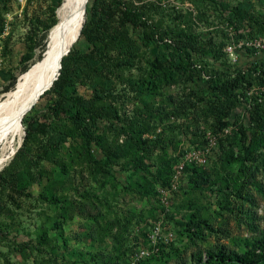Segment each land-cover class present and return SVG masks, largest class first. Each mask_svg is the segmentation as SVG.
Segmentation results:
<instances>
[{"label": "rangeland", "instance_id": "rangeland-1", "mask_svg": "<svg viewBox=\"0 0 264 264\" xmlns=\"http://www.w3.org/2000/svg\"><path fill=\"white\" fill-rule=\"evenodd\" d=\"M63 2L0 0V98L43 58ZM86 11L62 82L13 147L0 143V264H207L210 252H252L264 241V131L248 109L264 119V90L228 112L212 79L264 75V0H90ZM143 21L162 40L147 43ZM157 59L175 77L148 90ZM191 151L207 162L185 167L164 206L162 183Z\"/></svg>", "mask_w": 264, "mask_h": 264}, {"label": "bare ground", "instance_id": "bare-ground-1", "mask_svg": "<svg viewBox=\"0 0 264 264\" xmlns=\"http://www.w3.org/2000/svg\"><path fill=\"white\" fill-rule=\"evenodd\" d=\"M89 1L64 0L57 13V23L50 30L43 58L19 77L12 90L1 96L0 143L4 148L13 147L15 140L21 137L23 118L38 103L42 92L50 89L59 77L63 60L81 36ZM5 160L4 156L0 158V168Z\"/></svg>", "mask_w": 264, "mask_h": 264}, {"label": "trees", "instance_id": "trees-1", "mask_svg": "<svg viewBox=\"0 0 264 264\" xmlns=\"http://www.w3.org/2000/svg\"><path fill=\"white\" fill-rule=\"evenodd\" d=\"M86 15L87 11L84 16L86 17ZM139 27L142 28V37L147 43L162 40L160 31L152 26L148 21H143ZM81 34H84V30L81 31ZM181 58L186 66L189 67L192 64L188 54L181 52ZM158 62L159 60L157 59L155 63L152 64L153 67L147 79L148 90H153L154 88H156L157 85L162 83L165 78H167L168 81H171L175 77L174 74H169L168 71L165 70L163 71L161 69V66L157 65ZM63 77L64 71H62L59 75V79L54 82L55 88L60 84V82H62ZM212 81L216 82V84L212 86V89L214 95L217 98V102H219L220 104H226L228 112L234 109L239 104L241 99H247L248 96H250L249 92H251L252 89H256V87H259L258 90L260 93L263 92L260 90H264V75H255L249 73L248 71L235 76L227 74L222 81H214L213 79ZM11 87L12 85L8 88H5L3 92H8ZM253 93L255 92H252L251 95ZM260 104L261 103H257V105L255 106H259ZM248 112L250 122H257L259 124L261 123L259 125L260 131H264V119L259 114L257 115L251 112V109H248ZM26 133L27 136L30 135V132L28 130L26 131ZM242 135L246 143L250 145L251 143L247 135L245 133H243ZM87 142L90 144L91 139L88 138ZM162 184L163 187L165 185L167 186L169 184V181L167 184ZM251 256L262 259L264 261V241H257V243L253 247L252 252H246L242 257L237 254H228L225 251L210 252L208 255V259L205 262L207 264H258V261H255L254 258H251Z\"/></svg>", "mask_w": 264, "mask_h": 264}, {"label": "built area", "instance_id": "built-area-1", "mask_svg": "<svg viewBox=\"0 0 264 264\" xmlns=\"http://www.w3.org/2000/svg\"><path fill=\"white\" fill-rule=\"evenodd\" d=\"M207 162L206 157L202 153L191 151L184 156L181 163L177 164L174 169V174L170 179L169 185L159 190V194L162 198V204L168 206V198L172 193H175L178 189L179 183L182 179V174L187 165L196 163L197 165H205ZM146 251H141L140 257L147 255Z\"/></svg>", "mask_w": 264, "mask_h": 264}, {"label": "water", "instance_id": "water-1", "mask_svg": "<svg viewBox=\"0 0 264 264\" xmlns=\"http://www.w3.org/2000/svg\"><path fill=\"white\" fill-rule=\"evenodd\" d=\"M59 75H60V72H59ZM57 79H58V78H57ZM57 79H56V80H57ZM56 80H55V81H56ZM47 90H49V88H47L44 92H42V94H44Z\"/></svg>", "mask_w": 264, "mask_h": 264}]
</instances>
